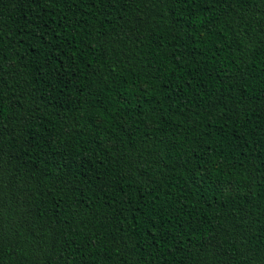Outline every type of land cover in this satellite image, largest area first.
Wrapping results in <instances>:
<instances>
[{"label":"trees","instance_id":"1","mask_svg":"<svg viewBox=\"0 0 264 264\" xmlns=\"http://www.w3.org/2000/svg\"><path fill=\"white\" fill-rule=\"evenodd\" d=\"M0 264H264V0H0Z\"/></svg>","mask_w":264,"mask_h":264}]
</instances>
